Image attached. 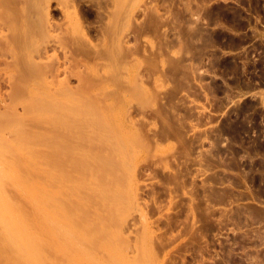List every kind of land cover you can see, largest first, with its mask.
Returning a JSON list of instances; mask_svg holds the SVG:
<instances>
[{
	"label": "rangeland",
	"instance_id": "374dc122",
	"mask_svg": "<svg viewBox=\"0 0 264 264\" xmlns=\"http://www.w3.org/2000/svg\"><path fill=\"white\" fill-rule=\"evenodd\" d=\"M262 34L264 0H0V156L93 230L47 256L264 264Z\"/></svg>",
	"mask_w": 264,
	"mask_h": 264
},
{
	"label": "bare ground",
	"instance_id": "6f19581e",
	"mask_svg": "<svg viewBox=\"0 0 264 264\" xmlns=\"http://www.w3.org/2000/svg\"><path fill=\"white\" fill-rule=\"evenodd\" d=\"M220 12H221V9H220ZM262 35H264V34H262ZM250 86H252V85H250ZM263 96H264V93H263ZM10 147H9V149H10L9 150V157L8 156L7 157L0 156V225L2 226V230H1L2 233L0 232V236L6 237V239L8 241L7 243L12 245L13 248H15L16 253H15V256L13 258L15 262L13 261V264H58L51 257L47 256L43 251V249L47 243L45 236H68V237L69 236H92L89 233H92L93 230L88 228L89 227L88 225H91V224L89 222H88L89 224L87 222H84V223L88 224L86 227L88 229L87 232L83 231L84 233L82 232V234L75 233L76 231H74L75 230V228H74L75 223L73 220L74 218L73 219L71 218V215L73 213L70 211V208L68 207L69 208L68 209L67 207H65L64 203H63V201H65L64 196L66 195L67 192L66 193H60V192L56 191L55 188H53V190H52V188H50L51 189L50 190V189H47V187L46 188L43 187L42 183L44 184L45 182H49L50 179L53 180V175L50 172H49V174L47 173L48 176H46L47 174L42 176V175H40L41 173H39V171H37L38 174L35 173V175H38V176H35L34 172H36V171H34V172H32L33 175L32 174L29 175L30 177L32 176V178L25 176L24 173L21 174L22 172L21 171L19 172V170H21V168H19L20 164H18V160L16 161V159H12V157L10 156V155H12L13 152L15 153V156L18 153L16 150H13L12 145ZM17 159H18V157H17ZM36 162H38V161L36 160ZM19 163H21V161H19ZM21 165H22V163H21ZM35 165L37 166V163ZM35 168L36 167H34V169ZM44 176H46V177L44 178ZM46 178L49 179V181ZM43 180L45 182H43ZM9 186H11V188L12 187L15 188L17 190V193L19 192V195L22 198H26V200L28 199V200H30V202L33 203V205L35 206V208L37 210V214H38V215L36 214L37 216H35V217L36 218L38 217V218L34 222H31V221H30L31 223L28 222L29 220H27L28 218L26 217L27 216L26 213H28V212H26V210L23 209L24 207H22L21 204L18 206L17 201H15V202L13 201L14 198L11 197L12 196L11 193H8V190H9L8 187ZM13 188H12V190H13ZM72 195H73V193H72ZM72 195H71V197H72ZM61 198H62V201H61ZM73 217H74V215H73ZM257 221H258V219H257ZM86 224H84V225L86 226ZM83 230H85V229H83ZM49 240H51L50 242L48 241L49 245H50V243L51 244L55 243L54 238L53 239L50 238ZM71 240H72V238H71ZM2 241H3V239L1 240V242ZM4 241L2 242V244H0V246H2V249H6L8 247V246L6 248L3 247V246H6V245H4V244H6V240L4 239ZM58 248H57V250H58ZM96 249H97V247H96ZM47 251H48V249H47ZM2 253H4V252H2ZM60 258H61V256H60ZM93 263H96L95 260ZM98 263L99 262H97L96 264H98ZM71 264H72V262H71Z\"/></svg>",
	"mask_w": 264,
	"mask_h": 264
},
{
	"label": "flooded vegetation",
	"instance_id": "af4514ba",
	"mask_svg": "<svg viewBox=\"0 0 264 264\" xmlns=\"http://www.w3.org/2000/svg\"><path fill=\"white\" fill-rule=\"evenodd\" d=\"M252 84H253V85L255 84L254 87L256 86V84H257V85H262V86H263V85H264V81H263V79H261V80H259V81L252 82Z\"/></svg>",
	"mask_w": 264,
	"mask_h": 264
}]
</instances>
